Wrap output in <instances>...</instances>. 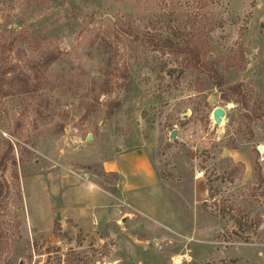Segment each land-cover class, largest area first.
Wrapping results in <instances>:
<instances>
[{
    "label": "rangeland",
    "instance_id": "1",
    "mask_svg": "<svg viewBox=\"0 0 264 264\" xmlns=\"http://www.w3.org/2000/svg\"><path fill=\"white\" fill-rule=\"evenodd\" d=\"M193 31L219 87L150 42ZM14 35L13 63L33 38L59 58L33 95L0 85V264H264V0H0ZM125 159L154 169L180 232L122 202Z\"/></svg>",
    "mask_w": 264,
    "mask_h": 264
},
{
    "label": "trees",
    "instance_id": "2",
    "mask_svg": "<svg viewBox=\"0 0 264 264\" xmlns=\"http://www.w3.org/2000/svg\"><path fill=\"white\" fill-rule=\"evenodd\" d=\"M21 36H11L10 38L2 37L0 40V85H7L11 95H33L39 91L40 86L37 77L32 74L39 69L46 70L59 58V54L49 51L40 50L38 38H33L29 48L32 49V56L24 59V66L13 63L10 58V52L16 50L19 52V43ZM150 42L158 49H168L176 52L183 57L182 63L188 69L197 71L205 75L216 86H221L223 75L219 68L218 59L207 58L208 52L205 51L201 44L205 40L199 31L187 32L176 38L169 37H151ZM35 51V52H34ZM242 57V56H241ZM10 58V59H9ZM28 71V72H27ZM230 91L241 98V102L247 106L245 94L236 90V87H230Z\"/></svg>",
    "mask_w": 264,
    "mask_h": 264
},
{
    "label": "crops",
    "instance_id": "3",
    "mask_svg": "<svg viewBox=\"0 0 264 264\" xmlns=\"http://www.w3.org/2000/svg\"><path fill=\"white\" fill-rule=\"evenodd\" d=\"M116 171L121 175L120 198L132 214L152 218L173 232L182 230L183 222L149 164L142 160L133 164L130 159H125ZM195 199L200 200L197 193Z\"/></svg>",
    "mask_w": 264,
    "mask_h": 264
},
{
    "label": "water",
    "instance_id": "4",
    "mask_svg": "<svg viewBox=\"0 0 264 264\" xmlns=\"http://www.w3.org/2000/svg\"><path fill=\"white\" fill-rule=\"evenodd\" d=\"M225 115V112H224V109L221 108V107H215L212 111V119L213 121L215 122V124H220L222 122V118L223 116ZM91 134H89L87 136V140H90L91 139ZM170 140H174L176 138V131L173 130L172 133L170 134L169 136ZM257 152L261 153L263 151V146L262 145H259L257 148H256ZM122 220L124 221L125 218H122Z\"/></svg>",
    "mask_w": 264,
    "mask_h": 264
},
{
    "label": "built area",
    "instance_id": "5",
    "mask_svg": "<svg viewBox=\"0 0 264 264\" xmlns=\"http://www.w3.org/2000/svg\"><path fill=\"white\" fill-rule=\"evenodd\" d=\"M199 175H200V173H199Z\"/></svg>",
    "mask_w": 264,
    "mask_h": 264
}]
</instances>
